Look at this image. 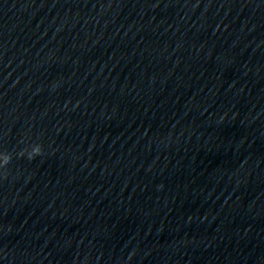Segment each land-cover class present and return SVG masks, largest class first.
Instances as JSON below:
<instances>
[{
    "label": "clouds",
    "instance_id": "clouds-1",
    "mask_svg": "<svg viewBox=\"0 0 264 264\" xmlns=\"http://www.w3.org/2000/svg\"><path fill=\"white\" fill-rule=\"evenodd\" d=\"M41 154H42L41 151H36L34 154H30L27 158H28L29 160H32V159H34L36 156L41 155Z\"/></svg>",
    "mask_w": 264,
    "mask_h": 264
}]
</instances>
